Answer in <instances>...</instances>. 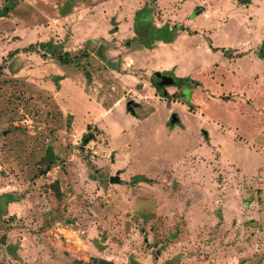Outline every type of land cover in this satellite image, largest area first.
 Masks as SVG:
<instances>
[{"label": "rangeland", "instance_id": "1", "mask_svg": "<svg viewBox=\"0 0 264 264\" xmlns=\"http://www.w3.org/2000/svg\"><path fill=\"white\" fill-rule=\"evenodd\" d=\"M247 1L0 0V264H264V12L248 26ZM77 2L97 8L71 18ZM149 7L181 36L175 61L143 45L169 34L144 36ZM47 41L86 49L90 79L21 52Z\"/></svg>", "mask_w": 264, "mask_h": 264}, {"label": "trees", "instance_id": "2", "mask_svg": "<svg viewBox=\"0 0 264 264\" xmlns=\"http://www.w3.org/2000/svg\"><path fill=\"white\" fill-rule=\"evenodd\" d=\"M150 11L147 12L146 15L143 16V23L144 26H142L141 28L146 30L144 36L146 37L147 35H149L150 33V29L151 28H155V29H158L154 26V24L152 23V17H151V7H149ZM6 10L7 8H4L2 9V14L6 13ZM140 11V10H139ZM136 12L135 14V17H138V12ZM141 13V12H140ZM145 16H150V18L148 19V21H146L147 19H145L146 17ZM145 21L147 23H145ZM136 24V23H135ZM138 29V28H137ZM160 29H165L169 32V34L162 38V37H158L156 39H152L150 40L147 44H143L144 47L146 48H150L153 44V42L155 40H163L164 42H167L170 40L171 38V30L167 27V26H164ZM139 31L137 32V38H140V35L138 34ZM141 39V38H140ZM125 45L129 46V41H125L124 42ZM17 51H13L11 53L8 54V57L7 58H12V55L15 54ZM21 52H24V53H29V52H36V53H41L43 52L42 56H46L45 54H50L51 57L55 60H57L61 65H67V66H75L79 69H82L84 74L86 75L87 79H90V75H89V69L92 68V66L90 65L89 61H87L88 59V52L86 49L82 50L80 53H77L76 55H71L68 51H63L62 47L61 46H58V45H54L51 41H47V42H39V43H36V44H32V45H29L28 47L26 48H23L21 50ZM223 54L225 56H228L230 57L231 56V53H230V50H222ZM100 52L97 53V56L100 57ZM241 55L240 54H235L234 57L235 58H238L240 57ZM101 60H104L101 59ZM6 68V64H5V61L3 63H0V73L3 72V70ZM48 171V167L44 168V169H41L39 171V174L40 175H43L45 174L46 172ZM57 194H59V190L56 191ZM12 195H10V193H5L3 195H0V197L2 198H5L7 200H10L12 199L11 197ZM1 222V221H0ZM92 263L93 264H113L112 262L110 261H106L104 259H93L92 260Z\"/></svg>", "mask_w": 264, "mask_h": 264}, {"label": "crops", "instance_id": "3", "mask_svg": "<svg viewBox=\"0 0 264 264\" xmlns=\"http://www.w3.org/2000/svg\"><path fill=\"white\" fill-rule=\"evenodd\" d=\"M141 1H143V3H144V0H140V2ZM264 1V0H263ZM247 2H250V0H248ZM252 4H250V6L248 7V11L245 13V19H246V22H247V24L249 23V20H250V15L251 14H257V18H256V23L257 24H259V14H261L262 12H264V5H262V6H257V5H255V3L256 2H259V3H261V0H252ZM145 4L146 3H144L143 5H142V7L144 6L145 7ZM75 6H73L72 7V10H71V12H69L70 11V9H69V11H68V13H71L70 15H69V17H71L72 18V16H74V14H76L79 10H82L84 13H91V12H93V10L94 9H96L97 8V3H92V4H90V3H88V2H77V3H75L74 4ZM141 6V5H140ZM141 8V7H140ZM156 24V23H155ZM165 26V24H162V25H157V28L159 29V28H162V26ZM163 26V27H164ZM248 26H249V24H248ZM170 30H172L171 29V27L169 26L168 27ZM179 35H177L176 37L175 36H172L171 35V38H170V40L169 41H167V42H164L163 40H156L153 44H152V46H154V45H158V47H156V48H154V49H151L150 50V48H146L147 49V51H148V53L150 54V55H154V56H156V57H159V58H161V59H163V58H165V59H167V58H170V57H168V56H172V58H173V60H174V55H175V53H176V51H180L181 50V46H179L178 47V45H181V41H179V39L181 40V36H179ZM130 37H133V35H130ZM130 39V38H129ZM260 39L261 38H259V41H260ZM262 40H264V38H262ZM252 41L253 40H251L250 38H247L242 44H246L247 43V45H249V44H251L252 43ZM168 45L169 46H173V48H176L177 50L175 51V52H173V54H171V53H167V52H165V50L166 49H169L168 48ZM131 47H132V44H131ZM164 48H166L165 50H164ZM173 48H171V50L173 49ZM145 49V48H144ZM168 51V50H167ZM166 54V55H165ZM165 56H167V57H165ZM131 59H132V61H134V59L131 57ZM160 61H163V60H160ZM175 61V60H174ZM158 63V62H157ZM156 64V63H155ZM155 64H153V65H155ZM153 65H151V67L153 66Z\"/></svg>", "mask_w": 264, "mask_h": 264}, {"label": "water", "instance_id": "4", "mask_svg": "<svg viewBox=\"0 0 264 264\" xmlns=\"http://www.w3.org/2000/svg\"><path fill=\"white\" fill-rule=\"evenodd\" d=\"M154 76H160V72H156ZM174 81L172 79V77H169V76H163L162 77V82H159V83H156V87L157 88H162L163 86L165 85H169V84H173ZM126 105V109L131 112V113H134L133 109L135 106H137V103H135L133 100H129L125 103ZM178 121V118L176 116L175 113H172L170 118H169V123L172 125L173 123L177 122ZM203 133L206 134V132L204 131ZM109 181L111 183H118L120 181V178H119V173H116L115 175L113 176H110L109 177Z\"/></svg>", "mask_w": 264, "mask_h": 264}, {"label": "flooded vegetation", "instance_id": "5", "mask_svg": "<svg viewBox=\"0 0 264 264\" xmlns=\"http://www.w3.org/2000/svg\"><path fill=\"white\" fill-rule=\"evenodd\" d=\"M163 76H169L167 73H163V72H161L160 73V76H155V79H154V82H155V84L156 83H159V82H162V77ZM169 77H171V76H169ZM172 79H173V77H172ZM174 80V79H173ZM164 87V86H163Z\"/></svg>", "mask_w": 264, "mask_h": 264}]
</instances>
